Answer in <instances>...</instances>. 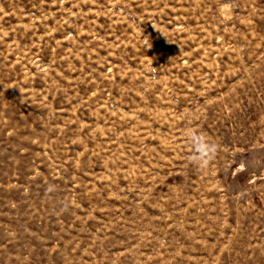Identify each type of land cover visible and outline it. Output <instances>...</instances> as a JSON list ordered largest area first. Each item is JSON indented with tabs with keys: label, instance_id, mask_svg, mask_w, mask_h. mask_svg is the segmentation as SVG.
I'll use <instances>...</instances> for the list:
<instances>
[{
	"label": "rangeland",
	"instance_id": "rangeland-1",
	"mask_svg": "<svg viewBox=\"0 0 264 264\" xmlns=\"http://www.w3.org/2000/svg\"><path fill=\"white\" fill-rule=\"evenodd\" d=\"M0 264H264V0H0Z\"/></svg>",
	"mask_w": 264,
	"mask_h": 264
},
{
	"label": "clouds",
	"instance_id": "clouds-1",
	"mask_svg": "<svg viewBox=\"0 0 264 264\" xmlns=\"http://www.w3.org/2000/svg\"><path fill=\"white\" fill-rule=\"evenodd\" d=\"M189 139L191 140L193 153L190 156L193 164L200 168L210 165L216 156L218 146L202 134L189 130Z\"/></svg>",
	"mask_w": 264,
	"mask_h": 264
}]
</instances>
